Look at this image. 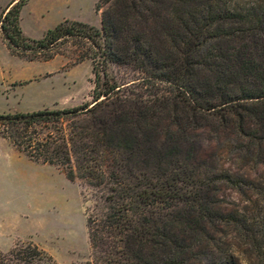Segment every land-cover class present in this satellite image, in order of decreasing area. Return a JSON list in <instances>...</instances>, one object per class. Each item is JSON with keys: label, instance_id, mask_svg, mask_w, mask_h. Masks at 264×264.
Masks as SVG:
<instances>
[{"label": "trees", "instance_id": "obj_1", "mask_svg": "<svg viewBox=\"0 0 264 264\" xmlns=\"http://www.w3.org/2000/svg\"><path fill=\"white\" fill-rule=\"evenodd\" d=\"M10 53L92 60L91 101L0 112V135L93 191L92 264H264V0H99L100 28L64 19ZM108 64L141 76L117 82ZM241 253L242 257L239 256ZM0 264H59L32 242Z\"/></svg>", "mask_w": 264, "mask_h": 264}, {"label": "rangeland", "instance_id": "obj_2", "mask_svg": "<svg viewBox=\"0 0 264 264\" xmlns=\"http://www.w3.org/2000/svg\"><path fill=\"white\" fill-rule=\"evenodd\" d=\"M11 1L0 0V13ZM98 2L27 0L20 25L32 38L42 37L64 19L100 28ZM75 50L67 44L51 59L27 60L10 53L0 35V112L63 108L91 101L92 60L73 64ZM107 72L119 83L141 76L127 65L108 64ZM0 143V249L32 242L59 264H92L86 214L94 204L93 191L78 180L67 179L55 166L30 160L1 135Z\"/></svg>", "mask_w": 264, "mask_h": 264}, {"label": "crops", "instance_id": "obj_3", "mask_svg": "<svg viewBox=\"0 0 264 264\" xmlns=\"http://www.w3.org/2000/svg\"><path fill=\"white\" fill-rule=\"evenodd\" d=\"M0 144H1V143H0ZM2 145H3V144H2ZM8 149H9V152H11V151H12V148H10V147H9Z\"/></svg>", "mask_w": 264, "mask_h": 264}]
</instances>
